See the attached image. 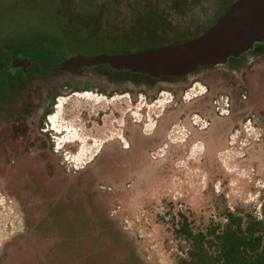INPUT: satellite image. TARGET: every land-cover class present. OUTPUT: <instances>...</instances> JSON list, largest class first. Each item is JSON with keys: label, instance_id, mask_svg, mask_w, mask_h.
<instances>
[{"label": "rangeland", "instance_id": "374dc122", "mask_svg": "<svg viewBox=\"0 0 264 264\" xmlns=\"http://www.w3.org/2000/svg\"><path fill=\"white\" fill-rule=\"evenodd\" d=\"M4 1L0 0L2 8ZM139 1L135 7L133 0H106L99 12L103 0H71L78 19L71 30L68 25L65 34L81 32L92 39L81 26L86 25L81 10L87 12L84 2H88L94 5L93 14L99 16L102 27L94 37L105 47L118 44L127 36L134 12L143 8V0ZM195 1L191 13L182 19L181 29L189 27L182 36L201 31L206 23L198 28L199 22H206L228 3ZM35 2L25 0L26 17ZM171 2L156 0V5L165 10ZM8 3L12 14L17 0ZM43 14L42 31L52 21L50 14ZM65 14L57 10V28L67 26L68 19L72 22ZM168 15H174L169 8ZM213 67H201L182 78L158 80L168 83L156 94L152 89L147 93L137 88L133 91L136 99L131 92L135 86L130 83L122 85L123 93L93 89L89 95H63L62 107L52 121L56 127L65 126L64 131L52 130V122L46 119L47 123L37 127L35 146L25 142L21 123L8 115L10 107L0 105V264H176V258L183 255L184 243L176 235L181 215L201 227L217 220L226 205L261 218L264 119L252 102L245 108L239 104L222 109V114L213 113L216 88L207 87L200 94L204 87L200 83L193 87L199 75L210 85L207 70ZM196 106L201 110L196 111ZM97 113L101 120L94 116ZM211 120L222 129L215 136L210 133ZM9 121L13 125L5 131ZM122 133L142 141L134 143L133 153L122 155L124 161L135 164L129 168L127 163L123 172H105L104 166L115 165L120 149L117 136ZM70 139L74 141L68 142ZM157 141L160 147L146 153L147 145ZM56 143L59 153L51 152Z\"/></svg>", "mask_w": 264, "mask_h": 264}, {"label": "flooded vegetation", "instance_id": "af4514ba", "mask_svg": "<svg viewBox=\"0 0 264 264\" xmlns=\"http://www.w3.org/2000/svg\"><path fill=\"white\" fill-rule=\"evenodd\" d=\"M33 1L36 2L28 17L25 14L26 8L23 7L25 0H17L18 6L16 8L12 7V14L8 10L11 5L8 0L4 1L6 3L4 8H2L3 6L0 7V105L5 109L10 107L9 114L6 113L5 115L12 116L13 120H19L16 122L21 123L19 130H21L23 138L25 137L28 146H35L38 143L35 136L37 127L47 123L46 119L48 122H52L50 127L52 130L59 133L64 131L65 126L56 127V121H52V117L53 119L57 118V112L62 107L63 95H73L78 94V92L89 95L88 91L93 89L99 93L115 91H122L123 93L124 87L122 85L130 83L135 86L131 92L134 99H136L137 94L133 92L135 89L142 88L147 93L155 90L156 94L158 88L168 83V81L153 82L147 76L129 74L125 71L107 70L103 65H97L93 70H89L91 67L83 66L75 71L61 72L57 70V65L61 61L73 56H90L103 52H135L192 39L207 31L233 0H228V3L223 8L221 7V10H218V13H215L211 18L208 17L206 22L200 21L198 28L206 23L205 26L201 31H196L189 36H182L189 30V27L181 29V23H184L182 19L191 13V9L196 3L195 0H187V2L186 0H172V4L165 10L159 9L156 0H143V8L138 7L130 20V26L126 31L127 36L123 34L126 37L124 36L118 44L111 41L114 45L108 47L104 46L105 43L102 40H98L99 37H94L95 32L101 31L102 27L99 23V16L95 15V17L93 14L95 8L93 4L84 2V9L87 12L81 10L83 18H85L83 22L86 23V25L81 26H85L88 32L93 35L92 39H89V37L85 38L80 35L81 32L77 34L68 31V34H65L68 25L70 24L71 30L78 19V17H74L76 9L71 5V0ZM133 1L135 7L139 6V0ZM105 2L106 0H103L99 5V12ZM14 4L15 2H13ZM168 8L174 12L173 16L168 15ZM6 9L7 12L5 13ZM57 10L66 13L65 16L74 21L71 22L68 19L65 23H68L67 26L57 28L55 23ZM41 12L44 13V17L46 14H50L52 17V21L47 22L48 26L43 31L39 27L42 17ZM49 24L53 26L49 27ZM73 29L76 30V28ZM100 66L103 67V70H94ZM207 71H209L211 78L210 85L207 80L196 74V76H199L196 77L198 79L194 80L193 87L195 88L196 84L200 83L201 87H204V91H200V94L206 93L207 87L216 88L217 91L211 100V107L215 115L222 114L221 110L224 108L228 110L239 104H242L245 108L252 102V105L256 106L255 108L260 111V116L264 119V41L254 44L251 49L242 55L231 58L225 65H217ZM207 71H202V74L204 73L206 76L207 73L205 72ZM116 75H118V78H116ZM175 81L171 80V83ZM178 81L182 82V79ZM197 86L199 85L197 84ZM195 110L199 111L201 107L196 106ZM83 114L86 115V111ZM94 116L97 117V120H101L100 113ZM239 121L242 122L243 119ZM192 122L197 124L195 121ZM211 122H208L213 126L210 128V133L215 136L222 129L214 127V120H211ZM10 125H13V122L5 123V131ZM125 130L130 129L126 127ZM43 132H46V130ZM75 139L79 141L76 137ZM117 140L120 147L117 152L118 156H116L117 160L113 166H104L105 172L112 170L116 173L123 172L127 163H129V168L135 164L133 160L130 162L124 161L122 155L133 153L135 144L137 145L142 141L127 133L117 136ZM123 140L126 141V144L121 143ZM70 141L73 142L74 140H68V142ZM54 142H58V140ZM189 142L185 146L189 145ZM7 143H10V140H7ZM54 145L51 152L59 153L60 146L57 143ZM154 147L157 149L160 147L159 141L147 145L145 152L148 154L155 152L154 149H150ZM132 174L135 178L134 173ZM25 176L27 175L23 173L21 178L24 181L23 183L27 182Z\"/></svg>", "mask_w": 264, "mask_h": 264}, {"label": "water", "instance_id": "95a60500", "mask_svg": "<svg viewBox=\"0 0 264 264\" xmlns=\"http://www.w3.org/2000/svg\"><path fill=\"white\" fill-rule=\"evenodd\" d=\"M264 41V0H233L207 31L192 39L128 53L73 56L59 71L105 65L109 69L145 75L158 81L187 76L201 67L226 64Z\"/></svg>", "mask_w": 264, "mask_h": 264}, {"label": "trees", "instance_id": "16d2710c", "mask_svg": "<svg viewBox=\"0 0 264 264\" xmlns=\"http://www.w3.org/2000/svg\"><path fill=\"white\" fill-rule=\"evenodd\" d=\"M217 220L199 227L181 215L176 235L183 255L176 264H264V215L224 205Z\"/></svg>", "mask_w": 264, "mask_h": 264}]
</instances>
